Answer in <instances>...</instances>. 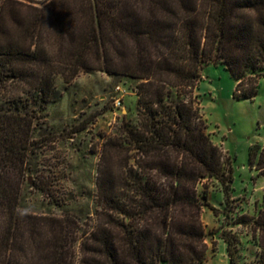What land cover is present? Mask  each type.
Wrapping results in <instances>:
<instances>
[{"label": "trees", "instance_id": "trees-1", "mask_svg": "<svg viewBox=\"0 0 264 264\" xmlns=\"http://www.w3.org/2000/svg\"><path fill=\"white\" fill-rule=\"evenodd\" d=\"M39 4L28 14L22 2L0 1V264H207L210 187L203 183H218L225 208L214 212L229 216L233 168L207 131L196 91L206 65L224 64L237 95L256 96L264 78V0ZM90 71L136 83V118L124 116L104 142L86 214L75 210L76 199L37 180L31 189L59 212L27 211L25 182L49 140L40 136L41 121L61 98L58 80L69 85ZM258 155L264 172L259 144L252 163ZM239 222L264 231V206ZM223 238L235 264L236 239Z\"/></svg>", "mask_w": 264, "mask_h": 264}, {"label": "rangeland", "instance_id": "rangeland-1", "mask_svg": "<svg viewBox=\"0 0 264 264\" xmlns=\"http://www.w3.org/2000/svg\"><path fill=\"white\" fill-rule=\"evenodd\" d=\"M16 1L26 4L24 11L33 14V8H39L43 0ZM64 85L58 80L61 98L50 105L41 121L40 136L49 140L43 141L32 161L36 173L25 182L23 207L27 211L59 212L49 197L31 189L37 180L52 184L66 199H76L75 210L86 214L93 206L98 170L104 165L101 159L104 142L117 134L124 116L127 121L136 118V83L128 78L90 71ZM196 93L200 95L207 131L214 143L231 155L233 168L230 215L222 212L217 215L207 206L210 215L203 216L208 246L217 250V255L209 250L207 264H227L220 240L223 235L236 239L235 264H260L264 231L254 229L253 224L240 223L239 218L243 215L251 218L264 206V172L258 170L259 155L254 163L251 161L252 147L264 146V78L260 79L253 99L241 98L237 95V81L227 67L209 64ZM112 165L118 170L120 162L113 160ZM203 184L214 195L210 200L223 211L224 191L216 190L218 183L211 180ZM220 244L222 249L218 252ZM227 256L232 264L228 249Z\"/></svg>", "mask_w": 264, "mask_h": 264}, {"label": "crops", "instance_id": "crops-1", "mask_svg": "<svg viewBox=\"0 0 264 264\" xmlns=\"http://www.w3.org/2000/svg\"><path fill=\"white\" fill-rule=\"evenodd\" d=\"M216 190H218V191H221V188L219 187L218 188V186L216 187ZM213 198L214 197V195L213 194H210L209 195V199H208V204H209V207L211 208L210 210H214V209H216V210H220V209H218V208H220V206H218L217 204H214L211 200H210V198ZM232 199H233V196H232ZM208 207H206L205 209H204V213H203V216H205L206 215V217L208 216V215H210V214H208L209 212H208V209H207ZM211 213V212H210ZM216 239V238H215ZM217 240V239H216ZM215 240V241H216ZM221 241H222V247H224V251H225V255H224V257L226 258V262H227V264H230V260L228 259V256H227V249H228V246L226 245V241L222 238V239H220ZM207 243H208V240H207ZM222 247H221V244H220V248L218 249V252H220L221 251V249H222ZM209 250H212L213 251V254H216L217 253V250L216 249H214V248H211L210 249V246H209ZM217 255V254H216ZM216 255H214V256H216ZM208 258H209V256H208Z\"/></svg>", "mask_w": 264, "mask_h": 264}, {"label": "built area", "instance_id": "built-area-1", "mask_svg": "<svg viewBox=\"0 0 264 264\" xmlns=\"http://www.w3.org/2000/svg\"><path fill=\"white\" fill-rule=\"evenodd\" d=\"M221 149H222V152H223L224 156H228V152L225 149H223V147H221Z\"/></svg>", "mask_w": 264, "mask_h": 264}]
</instances>
